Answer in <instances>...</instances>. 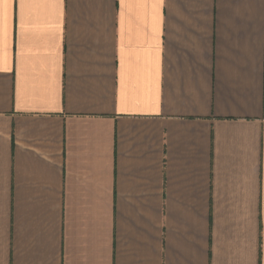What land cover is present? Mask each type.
Returning <instances> with one entry per match:
<instances>
[{"label":"crops","instance_id":"obj_1","mask_svg":"<svg viewBox=\"0 0 264 264\" xmlns=\"http://www.w3.org/2000/svg\"><path fill=\"white\" fill-rule=\"evenodd\" d=\"M0 264H264V0H0Z\"/></svg>","mask_w":264,"mask_h":264}]
</instances>
